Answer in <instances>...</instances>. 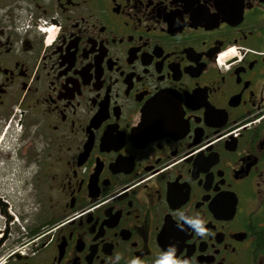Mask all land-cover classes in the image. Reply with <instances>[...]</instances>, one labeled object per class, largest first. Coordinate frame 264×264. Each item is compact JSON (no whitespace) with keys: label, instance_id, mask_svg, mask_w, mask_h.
Masks as SVG:
<instances>
[{"label":"flooded vegetation","instance_id":"obj_1","mask_svg":"<svg viewBox=\"0 0 264 264\" xmlns=\"http://www.w3.org/2000/svg\"><path fill=\"white\" fill-rule=\"evenodd\" d=\"M0 142V264H264V0H0Z\"/></svg>","mask_w":264,"mask_h":264},{"label":"clouds","instance_id":"obj_2","mask_svg":"<svg viewBox=\"0 0 264 264\" xmlns=\"http://www.w3.org/2000/svg\"><path fill=\"white\" fill-rule=\"evenodd\" d=\"M180 220L183 223L178 222L177 227L181 230H184L185 225L189 226L191 229L194 230L195 234L200 236L201 238H205L209 235V229L205 227L207 221L202 219L199 214L195 217H189L184 212L179 213ZM176 253V246L169 245L168 248L163 251L160 256L156 259L155 264H193L188 259H179L175 255ZM119 259V257H117ZM131 264H139L138 261L132 260Z\"/></svg>","mask_w":264,"mask_h":264},{"label":"rangeland","instance_id":"obj_3","mask_svg":"<svg viewBox=\"0 0 264 264\" xmlns=\"http://www.w3.org/2000/svg\"><path fill=\"white\" fill-rule=\"evenodd\" d=\"M0 151L6 154L2 146L0 147ZM5 170H7L6 162L0 160V191H2L5 195H7V197H9V200L14 205L13 211L15 213H18L20 210H23V206L19 204H21L24 200H27V197L25 196L26 191L18 190L16 186L20 183V181L14 177L4 176ZM3 220L4 216L0 215V221L2 222Z\"/></svg>","mask_w":264,"mask_h":264},{"label":"water","instance_id":"obj_4","mask_svg":"<svg viewBox=\"0 0 264 264\" xmlns=\"http://www.w3.org/2000/svg\"><path fill=\"white\" fill-rule=\"evenodd\" d=\"M1 202V201H0Z\"/></svg>","mask_w":264,"mask_h":264}]
</instances>
